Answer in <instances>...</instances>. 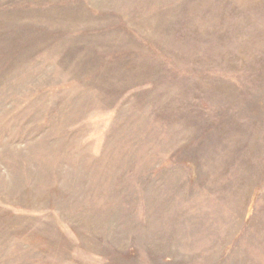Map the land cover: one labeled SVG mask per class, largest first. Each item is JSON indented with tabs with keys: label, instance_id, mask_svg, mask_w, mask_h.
<instances>
[{
	"label": "rangeland",
	"instance_id": "1",
	"mask_svg": "<svg viewBox=\"0 0 264 264\" xmlns=\"http://www.w3.org/2000/svg\"><path fill=\"white\" fill-rule=\"evenodd\" d=\"M0 264H264V0H0Z\"/></svg>",
	"mask_w": 264,
	"mask_h": 264
}]
</instances>
